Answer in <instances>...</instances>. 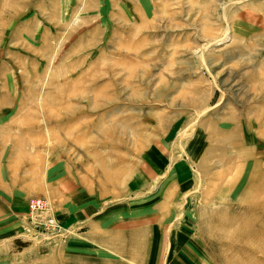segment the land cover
<instances>
[{
	"label": "rangeland",
	"instance_id": "374dc122",
	"mask_svg": "<svg viewBox=\"0 0 264 264\" xmlns=\"http://www.w3.org/2000/svg\"><path fill=\"white\" fill-rule=\"evenodd\" d=\"M145 252L264 264V0H0V264Z\"/></svg>",
	"mask_w": 264,
	"mask_h": 264
},
{
	"label": "crops",
	"instance_id": "0c3cea01",
	"mask_svg": "<svg viewBox=\"0 0 264 264\" xmlns=\"http://www.w3.org/2000/svg\"><path fill=\"white\" fill-rule=\"evenodd\" d=\"M96 213V212H95ZM94 213V214H95ZM107 217V215L105 214H98V217H95V216H92V217H90V220H89V222H90V224H89V231H90V233H91V235H90V238L92 239V241L94 242V243H96V244H98V240L100 239V237H102L100 234L98 235V233L96 232V230L100 227V226H102V224L104 223V221H105V218ZM111 227H112V225H111ZM155 228L156 229H158V226H157V224L155 225ZM146 232V230L145 231H143V233H145ZM105 242V244H107V241H104ZM99 253V252H98ZM148 255L149 254H147V252H145V256H144V258H142L143 259V261H142V259H141V261H142V264H146V262L148 261ZM152 255H154V254H152ZM123 256V255H122ZM155 256V255H154ZM106 259H108V256L106 255ZM140 259V258H139ZM155 259H156V257H155ZM151 260H152V258H151ZM100 261V260H99ZM150 261V260H149ZM119 263H122V262H119Z\"/></svg>",
	"mask_w": 264,
	"mask_h": 264
},
{
	"label": "built area",
	"instance_id": "2783aa9c",
	"mask_svg": "<svg viewBox=\"0 0 264 264\" xmlns=\"http://www.w3.org/2000/svg\"><path fill=\"white\" fill-rule=\"evenodd\" d=\"M38 204H39L38 201L35 202V203H33V204H32V209L34 210L35 208H37ZM47 221H48V223H52V224L56 223V222H55V219L53 218V216H50V218H48Z\"/></svg>",
	"mask_w": 264,
	"mask_h": 264
}]
</instances>
